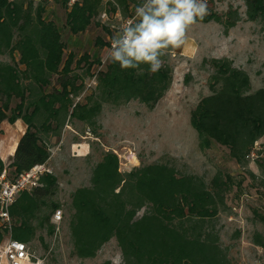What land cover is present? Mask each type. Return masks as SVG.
I'll list each match as a JSON object with an SVG mask.
<instances>
[{
	"label": "trees",
	"instance_id": "1",
	"mask_svg": "<svg viewBox=\"0 0 264 264\" xmlns=\"http://www.w3.org/2000/svg\"><path fill=\"white\" fill-rule=\"evenodd\" d=\"M243 1L248 20L261 21L264 26V0ZM140 2L115 0L110 4L126 16ZM62 4L72 34L87 30L104 9L102 0H79L71 7L69 0H62ZM45 14L43 1L36 5L35 0H0V122L21 119L27 126L10 163L16 176L46 163L51 156L49 141L60 138L73 119L94 127L103 103L110 101L139 100L154 108L173 81V67L166 62L155 74L142 65L145 71L141 74L136 69L121 70L111 60L98 73L97 91L86 103H74L85 89L83 80L77 83L81 77L72 67L76 55H66L58 25ZM212 20L223 25L228 35L241 14L232 8L224 15L207 12L197 21ZM6 54L11 61L1 59ZM210 61L213 93L191 112V124L202 148L216 143L242 164L264 136V88L252 92L249 73L235 66L233 59L214 57ZM97 62L101 63L84 53L77 64L84 63L89 73ZM259 166L264 172V153ZM4 167L0 157V171ZM231 185V177L222 172L209 185L195 175L180 174L168 163L123 172L119 156L107 151L93 169L91 186L78 188L72 196L75 254L95 257L115 237L124 264H233L217 228ZM57 188V178L46 173L40 186L20 194L10 208L12 238L30 242L46 226L52 233L49 223L58 206L51 204L52 213L44 208L50 206L48 199ZM5 236L0 229V241ZM256 243L264 247L260 235Z\"/></svg>",
	"mask_w": 264,
	"mask_h": 264
},
{
	"label": "rangeland",
	"instance_id": "2",
	"mask_svg": "<svg viewBox=\"0 0 264 264\" xmlns=\"http://www.w3.org/2000/svg\"><path fill=\"white\" fill-rule=\"evenodd\" d=\"M40 1L46 6V17L53 20L61 31L66 55L70 52L76 55L72 67L81 77L77 83L83 80L85 89L74 103H86V98L97 91L98 73L111 61L109 47L113 35L129 17L134 16L135 7L131 6L125 16L120 10H112L110 2L113 1L102 0L103 11H107L108 16L102 17V11L87 30L72 34L62 0H35V4ZM232 8L239 10L241 20L230 29L227 37L220 23L197 21L188 30L186 43L180 48L169 49L163 61L173 67V81L154 108L139 100L105 102L96 126L73 119L61 138L49 141V173L57 178L58 188L48 199L50 206L44 209L52 213L51 204H56L57 209L62 210V219L59 223L54 222L55 209L49 223L52 233L46 226L39 229L29 242L41 264H116L117 260L124 264L115 237L95 257L80 258L75 254L72 236L75 214L72 196L78 188L91 186L93 169L107 151L120 155L123 172L130 171L125 164L132 160L136 167L168 163L180 174L195 175L209 185L218 172L229 175L232 185L226 193L227 207L217 220L221 243L233 264H264V247L256 243L259 235L264 239V172L259 166L264 153V136L255 143V157L246 158L240 164L230 157L225 147L216 143L210 148H202L198 132L191 124V112L203 97L213 93L211 58L233 59L235 66L249 73L252 92L264 88L263 23L248 20L243 0H212L207 5V12L224 15ZM106 42L107 45H103ZM187 44L194 45L193 52L187 53ZM84 53L101 62L95 63L89 73L84 63L77 64ZM15 57L19 59L18 52ZM1 59L11 61L7 54ZM53 84H57V76ZM15 127L16 123L7 119L0 122V153L4 148L11 151L19 136ZM81 141H88L91 147L85 156L71 151V143ZM11 161L9 158L3 160L14 177Z\"/></svg>",
	"mask_w": 264,
	"mask_h": 264
},
{
	"label": "clouds",
	"instance_id": "3",
	"mask_svg": "<svg viewBox=\"0 0 264 264\" xmlns=\"http://www.w3.org/2000/svg\"><path fill=\"white\" fill-rule=\"evenodd\" d=\"M206 13L205 0H141L134 17L113 35L110 58L121 70L136 69L142 74L141 66L146 65L148 73L155 74L169 49L184 45L188 30Z\"/></svg>",
	"mask_w": 264,
	"mask_h": 264
},
{
	"label": "built area",
	"instance_id": "4",
	"mask_svg": "<svg viewBox=\"0 0 264 264\" xmlns=\"http://www.w3.org/2000/svg\"><path fill=\"white\" fill-rule=\"evenodd\" d=\"M77 1L79 0H69V5L72 6ZM111 1L115 2V0ZM211 1L212 0H205L207 5H209ZM107 16V11H103L102 17L106 18ZM133 17L134 16L129 17L128 19ZM110 49L111 47H109V51ZM116 154L120 158V155L118 153ZM255 155V152L252 151L247 158H253ZM135 160H137L136 157ZM125 165L130 168V170L136 167V163L132 160H127ZM49 172H51V169L46 163L38 164L28 172L14 177L11 176L7 167H4L3 170L0 171V229L3 230L6 235L5 238L0 241V264H41V259L36 256L29 242L12 238L13 220L10 208L22 192L32 191L40 186L42 175ZM53 217L54 222L59 223L62 219V210L57 209Z\"/></svg>",
	"mask_w": 264,
	"mask_h": 264
},
{
	"label": "crops",
	"instance_id": "5",
	"mask_svg": "<svg viewBox=\"0 0 264 264\" xmlns=\"http://www.w3.org/2000/svg\"><path fill=\"white\" fill-rule=\"evenodd\" d=\"M225 37H227V35H225ZM186 51H187V53L193 52L194 47H186ZM15 123H16L15 132L19 136L15 139V142L13 143V146L11 147L12 148L11 151L8 152V148H4L1 151L0 156L3 160H6L8 158L9 159L13 158L15 151H16V148H17V145H18V142H19V139L23 135V133L25 132V130L27 128L26 124L21 119H18ZM66 126L69 128V124H67ZM66 126H65V128H66ZM65 128H64V131H66ZM64 131L62 133V136L64 135ZM70 147H71V151H73V152L78 151L80 154H83L84 156L89 153L90 148H91L88 141L72 142ZM50 160H51V156H50L49 160L46 162V164L48 166H49Z\"/></svg>",
	"mask_w": 264,
	"mask_h": 264
},
{
	"label": "bare ground",
	"instance_id": "6",
	"mask_svg": "<svg viewBox=\"0 0 264 264\" xmlns=\"http://www.w3.org/2000/svg\"><path fill=\"white\" fill-rule=\"evenodd\" d=\"M193 44V43H192ZM192 44H187L188 47H194ZM190 49V48H189ZM189 51V50H188ZM17 138V137H16ZM12 149V148H11ZM79 150V149H78Z\"/></svg>",
	"mask_w": 264,
	"mask_h": 264
}]
</instances>
